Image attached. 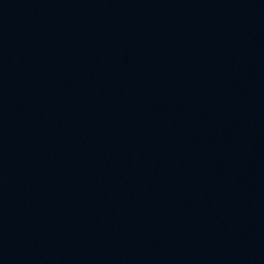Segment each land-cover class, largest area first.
Masks as SVG:
<instances>
[{"label": "water", "instance_id": "1", "mask_svg": "<svg viewBox=\"0 0 264 264\" xmlns=\"http://www.w3.org/2000/svg\"><path fill=\"white\" fill-rule=\"evenodd\" d=\"M0 264H264V0H0Z\"/></svg>", "mask_w": 264, "mask_h": 264}]
</instances>
